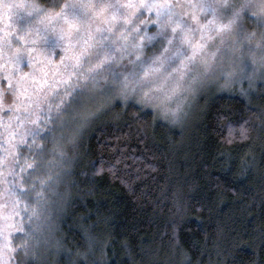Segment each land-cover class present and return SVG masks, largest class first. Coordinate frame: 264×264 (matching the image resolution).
<instances>
[{
	"label": "clouds",
	"instance_id": "obj_1",
	"mask_svg": "<svg viewBox=\"0 0 264 264\" xmlns=\"http://www.w3.org/2000/svg\"><path fill=\"white\" fill-rule=\"evenodd\" d=\"M0 13V264H226L207 232L185 241L173 224L143 246L114 232L93 206L116 169L92 144L133 127L181 143L204 126L225 150L261 140L264 0H5Z\"/></svg>",
	"mask_w": 264,
	"mask_h": 264
},
{
	"label": "trees",
	"instance_id": "obj_2",
	"mask_svg": "<svg viewBox=\"0 0 264 264\" xmlns=\"http://www.w3.org/2000/svg\"><path fill=\"white\" fill-rule=\"evenodd\" d=\"M122 131L126 138L109 130L92 144L98 162L116 169L115 177L99 178L101 202L93 206L114 213V232L143 246L166 229L168 239L175 224L185 241L199 243L205 232L218 237L224 253L231 252L226 264H250L257 251L264 261V133L254 144L225 150L204 126L181 143L161 129ZM171 135L176 140L179 133Z\"/></svg>",
	"mask_w": 264,
	"mask_h": 264
},
{
	"label": "snow or ice",
	"instance_id": "obj_3",
	"mask_svg": "<svg viewBox=\"0 0 264 264\" xmlns=\"http://www.w3.org/2000/svg\"><path fill=\"white\" fill-rule=\"evenodd\" d=\"M5 14L4 13H0V18H3Z\"/></svg>",
	"mask_w": 264,
	"mask_h": 264
}]
</instances>
